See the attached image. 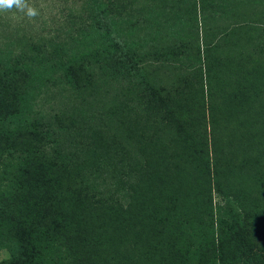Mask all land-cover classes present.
I'll return each mask as SVG.
<instances>
[{
  "label": "rangeland",
  "instance_id": "374dc122",
  "mask_svg": "<svg viewBox=\"0 0 264 264\" xmlns=\"http://www.w3.org/2000/svg\"><path fill=\"white\" fill-rule=\"evenodd\" d=\"M28 2L39 10L34 19L15 10L0 13V96L9 104L7 111L0 107V126L13 140L25 134L35 159L80 161L88 154L85 139L99 134L115 163L112 173L129 189L138 180L132 163L141 159L139 144L163 145L174 135L170 114H179L183 127L202 111L203 59L217 114L243 108L245 98L242 105L264 107V0ZM119 52L129 64L116 60ZM243 115L221 125L219 150L231 160L257 158L262 188L264 138L255 137L264 129ZM106 179L72 184L102 195ZM248 188L260 189L253 180ZM212 202L224 216L221 240H231L226 250L209 258L217 228L212 234L191 223L183 228L186 258L179 260L176 242L171 257L181 264H246L243 252L263 248L261 238L234 202L224 206L215 195ZM2 238L0 229V263L10 258Z\"/></svg>",
  "mask_w": 264,
  "mask_h": 264
},
{
  "label": "trees",
  "instance_id": "16d2710c",
  "mask_svg": "<svg viewBox=\"0 0 264 264\" xmlns=\"http://www.w3.org/2000/svg\"><path fill=\"white\" fill-rule=\"evenodd\" d=\"M116 60L130 63L123 52ZM203 68L207 88L202 111L183 127L179 114H170L174 135L163 145L139 144L141 159L132 163L138 180L129 189L112 173L115 163L99 134L85 139L84 159L66 165L35 159L25 134L18 132L13 140L0 126L5 131H0L1 243L10 252L0 264H181L171 252L176 242L179 260L186 258L188 234L183 228L191 223L212 234L217 228L216 245L208 250L211 258L231 241L221 240L224 216L214 210L213 195L224 206L234 202L264 245V187L256 171L258 159L231 160L219 150L222 124L238 120L242 113L264 129V107L242 105L245 98L239 111L217 114L206 59ZM0 107L9 109L7 96H0ZM103 174L107 179L102 195L73 185L75 179L91 183ZM249 180L260 187L255 193L248 188ZM243 253L244 263L263 264L264 246ZM201 263L206 264L202 260L195 264Z\"/></svg>",
  "mask_w": 264,
  "mask_h": 264
},
{
  "label": "clouds",
  "instance_id": "9594fccd",
  "mask_svg": "<svg viewBox=\"0 0 264 264\" xmlns=\"http://www.w3.org/2000/svg\"><path fill=\"white\" fill-rule=\"evenodd\" d=\"M15 10L29 19L39 16V10L28 0H0V13Z\"/></svg>",
  "mask_w": 264,
  "mask_h": 264
}]
</instances>
